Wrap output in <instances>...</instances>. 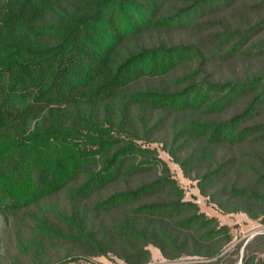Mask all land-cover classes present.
<instances>
[{
  "label": "trees",
  "instance_id": "obj_1",
  "mask_svg": "<svg viewBox=\"0 0 264 264\" xmlns=\"http://www.w3.org/2000/svg\"><path fill=\"white\" fill-rule=\"evenodd\" d=\"M181 29L201 38H164ZM238 62L241 74L211 72ZM167 126L161 141L187 177L214 164L199 176L203 196L264 216V0H0V212L35 219L36 256L53 240L125 264H148L149 246L168 260L220 256L231 227L184 201L157 150L139 145ZM223 147L241 152L217 157ZM244 169L256 188L238 175L226 187L235 202L206 189ZM64 191L71 210L57 211Z\"/></svg>",
  "mask_w": 264,
  "mask_h": 264
},
{
  "label": "rangeland",
  "instance_id": "obj_2",
  "mask_svg": "<svg viewBox=\"0 0 264 264\" xmlns=\"http://www.w3.org/2000/svg\"><path fill=\"white\" fill-rule=\"evenodd\" d=\"M164 38L173 43H192L196 39L201 38V36L196 32L181 29L168 32ZM259 67L260 63L255 62L252 65L253 70H258ZM243 70L244 67L239 62L235 64L217 63L215 67L211 68V72H213L217 78H230L234 74H241ZM158 84V81L151 80L140 83L138 87L146 88L152 85L157 86ZM232 114L233 111H230L224 118L230 117ZM170 131L171 130L167 126L152 137L154 142L145 144L140 141L139 145H147L157 150L160 158L167 163L171 171L170 177L183 189L184 201L195 203L202 213H205L209 217L217 218L221 225L231 227L233 240L220 256L213 259L184 256L178 260H168L162 255L158 248L149 246L148 249L151 252V261L148 264H242L244 261H249L251 259L255 260V264H262L264 259V216H261L259 219H253L244 212L225 213L214 204L210 198L203 196L199 188V183L203 182V180L199 178V176L211 167L214 169V164L205 161V165L199 166L196 170H192V168L189 167L188 170L191 171V176L187 177L180 165L168 154L166 145L161 141L169 137ZM240 152V149L233 150L228 147H223L219 150L217 157H229V155L233 156V153ZM186 153L187 152L183 153V157H185ZM238 175H240L242 181H244L247 186L256 188L252 173L244 169L243 173L240 171L236 175L229 174L224 176L214 188L212 186H207L206 189H209L212 193L217 192L219 201H223L227 204L233 203L235 200L230 199L226 187L231 185ZM150 178L151 177L142 179L146 180ZM133 184H137V182H133L132 185ZM127 186L128 185L123 181L117 182L110 189L96 194L90 200H86L84 205L90 208L101 198H105L113 192L122 191L126 189ZM50 203L56 205L57 211L71 210L72 202L70 201L69 191H64L57 195ZM239 206L243 208V210L250 211L251 213H258V209L250 201L242 200ZM51 215L54 216L55 214L52 213ZM111 217L100 218V220L109 222ZM34 220L35 219L28 211L15 215L12 214L9 218H5L0 212V264H13L16 262L22 264H125L121 259L113 255L107 257H94L89 255L88 251L82 246L61 242L59 240H53L52 242L45 241L43 244V254H38V256H36L35 253L37 248L30 244L34 236Z\"/></svg>",
  "mask_w": 264,
  "mask_h": 264
}]
</instances>
